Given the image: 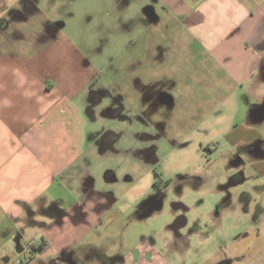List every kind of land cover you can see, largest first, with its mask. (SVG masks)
Returning <instances> with one entry per match:
<instances>
[{"label":"crops","instance_id":"0c3cea01","mask_svg":"<svg viewBox=\"0 0 264 264\" xmlns=\"http://www.w3.org/2000/svg\"><path fill=\"white\" fill-rule=\"evenodd\" d=\"M162 2L164 12L157 15L158 23L164 21L168 33L169 40L164 43L166 54L156 60L155 55L149 59L143 50L138 52L132 62L136 59L141 65L135 75L132 72L131 79L138 78L143 85L155 87L170 75L181 73L179 79H169L175 95L180 99L177 85L186 84L185 90L193 96L184 108L167 91L173 105L179 104L184 111L177 112L181 118L177 134L169 130L176 115L163 125L164 135L169 136L173 146L169 157L180 156V172L189 163L185 156L190 151L202 155L205 145H213L215 151L227 148L226 156H231V160L243 159L250 174L237 181L257 177L259 188L241 193L228 188L217 191L216 210L209 215L218 224L229 214L244 217L248 232L243 238H259L255 253L262 254L264 259V0ZM14 41L13 45L0 43V227L10 224L4 231L0 229L3 237L9 234L7 240L0 239V264H38L39 256L51 249L54 258L65 259L64 264H83L80 260H85L86 253L105 254L102 240L110 234L103 217L114 209L120 210L121 197H131L129 207L138 200L139 193L113 190L114 186L109 184L117 181L114 177L112 181L105 179L100 190L96 189L100 182L90 180L88 154L78 150L85 141L84 132L74 125V99L94 76L93 67L82 63L75 44L62 38L42 45L38 37L19 33ZM12 46L19 47L18 51ZM173 51L186 60H180V71L166 75L159 67ZM136 91L139 118L144 124V109L151 99L145 101L142 92ZM160 112L163 114L164 109ZM159 122L153 117L146 124L152 130ZM162 148L163 145H156L152 154L157 161ZM81 160L83 166L78 169ZM237 163L234 161L233 165ZM107 171L114 175L112 170ZM55 182L67 184L72 191L65 186L67 194L58 191L57 196L50 195L48 189ZM160 206L152 200L141 208L137 206L136 212L148 217ZM172 212L174 217L176 211ZM169 225L165 230L170 235L165 242L175 240ZM188 225V231H182L187 239L192 232ZM235 226L240 227L239 222ZM92 232L96 239L89 237ZM35 239H42L43 248L28 246ZM19 260L22 262L17 263Z\"/></svg>","mask_w":264,"mask_h":264},{"label":"rangeland","instance_id":"374dc122","mask_svg":"<svg viewBox=\"0 0 264 264\" xmlns=\"http://www.w3.org/2000/svg\"><path fill=\"white\" fill-rule=\"evenodd\" d=\"M29 1L34 3L37 10L27 21L13 25L18 29L19 34L35 39L42 32L45 33L50 22L60 21L64 26L57 28L56 36L49 38V42L59 41L62 38L69 40L75 44L76 49H84L85 58L89 59L88 63L90 62L93 67L94 80L74 99L77 107L74 125L76 129L84 132L85 141L83 147L78 150L88 154L89 172L93 178L90 180L97 179L100 183L96 189L100 190L105 186V179L112 181L114 177L117 181L109 184L114 186L113 190L139 193L138 200L129 207L131 197H121L118 202L120 210L114 209L110 215L103 217V221L109 224L108 235L110 234V237L102 240L105 246L104 256H98L95 252L86 253L85 260L80 261L83 264H230L231 262L259 264L260 261L264 262L262 254L255 253L260 239L253 236L243 238L248 232L244 217H234L229 214V218L218 224L214 223L209 215L210 211L216 210L217 191H227L225 188H228L229 191L241 193L259 188V185L256 186V182H259L257 177H253L252 180L237 181L242 177V172L244 175L250 174L249 167L243 168V164L237 163V159L232 157L231 160V156L228 158L227 148L220 147L218 151L204 148L202 155L190 151L184 158L189 163L186 164V169L180 172L178 170V164L182 160L180 156L169 157L173 148L169 136L160 135L155 125L153 131H150L152 133L150 136L147 130L151 127L146 124V117L143 116L144 124L139 118L137 106L139 101L135 100V84L131 79L132 72L135 75L137 65L133 67L132 59L136 58L141 50L150 49L151 53L157 41L165 43L169 40L164 21L148 24L143 15V9L152 2L157 13L162 16L164 12L162 0ZM4 33L0 31V43L8 45L9 42L13 45L16 34L13 31L9 32L10 34ZM173 47L174 45L171 44V49ZM12 48L19 49L14 46ZM15 50L13 52L18 51ZM78 51L82 55L83 51ZM166 58L164 64L159 67L166 71V75L180 71L179 64H182L180 60H186L176 51L169 53ZM180 74L170 75L169 79L177 80ZM169 79H164L159 86H167L175 99L179 100L184 108L188 107L190 96L193 94L185 90L187 85H177L179 91L181 90L179 99L175 95L176 90L170 87ZM175 106V109L167 112V116L169 112L170 115L166 119L176 115L169 123V130L177 134L181 120L177 112L184 111L179 104L176 103ZM154 119L160 123L164 121L161 112L154 116ZM107 144L109 145L107 151L103 150L102 148ZM160 144L164 149L158 152L157 161L152 154L156 151V145ZM100 149L106 152L101 153ZM234 161L237 165H233ZM80 163H77L78 169L83 166V163ZM109 169L114 175L107 171ZM233 180L237 182L234 183ZM60 182H55L49 187L50 195L57 196L58 191L63 195L67 194L68 185L61 186ZM155 182H158L159 189L155 187ZM68 188V191H72L70 187ZM152 196L159 200L161 206L152 215L142 217V213L136 212L137 206L141 208ZM174 203H182L185 206L184 212L189 217L188 226L192 229L191 237L188 239L174 237L175 240L170 239L165 242V237L170 235L165 229L175 218L172 216V210H175ZM122 210H126V215L121 214ZM180 210L177 212H181ZM238 222L240 227H233ZM100 223L102 224V220ZM7 225L4 226L5 228L0 227L3 229L1 231L10 224ZM183 231H186L185 228ZM8 236L9 234L4 237L0 234V239L7 240ZM89 237L95 238V232ZM150 245L154 246L151 248ZM142 250H144L143 255L140 254ZM64 260L63 257L54 258L51 249L39 256L38 264H64ZM69 262L75 261L69 260Z\"/></svg>","mask_w":264,"mask_h":264},{"label":"flooded vegetation","instance_id":"af4514ba","mask_svg":"<svg viewBox=\"0 0 264 264\" xmlns=\"http://www.w3.org/2000/svg\"><path fill=\"white\" fill-rule=\"evenodd\" d=\"M9 1L12 3L9 4L8 3ZM148 9L151 10L153 15L149 14ZM36 10L37 9L34 6V3L30 2L29 0H0V12L2 11V15H0V28H1V30L5 31V32H7V31L12 32L13 31V33L17 35L19 33V31H18V29L14 28L13 25H16V23H19L21 19L28 20V18L30 16L34 15ZM143 15L145 17V21L148 24L158 23L160 20L159 15H157V10H156L155 6L152 5V2L148 3V5L145 7V9H143ZM63 26H64V23H61L60 21L59 22H50L46 27L45 33L42 34L43 33L42 32L41 34H39V37H38V39L40 40L39 43H41L42 45L48 44L50 41L49 38H54L56 36L57 28L63 27ZM78 50L83 51L82 55H81L82 56V63L86 67L91 66L90 62L88 63L89 59L85 58L86 55L84 53V49L79 48ZM143 54H144V56H146L149 59H151V55L152 56L155 55L154 58L156 60H159V59L161 60L162 58H164V56L166 54V47L164 46V43L159 42L158 45L155 48H153L151 53H150V49H147V50H143ZM139 63H140V61H137L136 59H134V61L132 62V65H133V67H136V65H137L136 68L138 69L141 65ZM134 84H135L134 95L137 93L136 90H140L142 92V96H143L145 101H147L148 99H151L150 105L144 109L143 116L146 117V120L149 121L154 116H156L160 112L161 109H164V113L162 114L164 117V123L159 122L158 125H155V126H157V131L160 132V135H163L166 131V129L163 126L166 123V121H165L166 117L165 116L167 115L168 111H172L173 109H175V107H173V106H175V105H173V101H171L169 99L171 96V94H169L167 92L169 89L167 88V86H159L162 83L156 84L155 87L154 86L150 87V85H143L141 83L140 79H138V78H136L134 80ZM99 91L102 92V90H99ZM171 105H173V106H171ZM161 107H163V108H161ZM169 115H170V112H169ZM147 131L150 134V136H152V133H150V131H153V129L152 130L149 129ZM108 147H109V145L107 144L102 149L106 150ZM204 148L209 149L211 151L215 150V147L213 145H205ZM102 149H100V151L104 152ZM236 158L238 160V163L243 164V168L247 167V165L243 163V159L241 157L240 158L236 157ZM243 176H244V174L242 172V177L240 179H242ZM155 187H157V189H159L158 188L159 187L158 182H155ZM152 200L155 201L156 204H160L159 200L156 197L152 196L151 199H148L145 201L144 206L147 205V203L149 201L151 202ZM184 207L185 206L182 203L181 204L180 203L179 204L174 203V209L176 211L174 221L178 217H180L181 215H185V217L183 216L184 218H181V222H183L184 219H186V221H187L186 225L184 227H180V228H175V226L173 225L174 221L169 225V229L174 234L175 238H180V239L185 238V236L182 234V231L188 225V217L186 216V213L184 212V211H186ZM179 209H181L180 210L181 212H177ZM175 235H178V236H175ZM38 247H40V246H38Z\"/></svg>","mask_w":264,"mask_h":264},{"label":"water","instance_id":"95a60500","mask_svg":"<svg viewBox=\"0 0 264 264\" xmlns=\"http://www.w3.org/2000/svg\"><path fill=\"white\" fill-rule=\"evenodd\" d=\"M150 9H151V8H150ZM148 12H149L150 15H153V13L151 12V10L148 9ZM169 99L172 101V97H171V96H170ZM183 216L185 217V215H181L180 217H178V218L174 221L173 225L175 226V228L184 227V226L186 225V223H187L186 219H184V221L181 222V218H184ZM173 225H172V226H173Z\"/></svg>","mask_w":264,"mask_h":264},{"label":"built area","instance_id":"2783aa9c","mask_svg":"<svg viewBox=\"0 0 264 264\" xmlns=\"http://www.w3.org/2000/svg\"><path fill=\"white\" fill-rule=\"evenodd\" d=\"M43 244V241H42V239H35V241H32V242H29L28 243V246H41ZM22 262V260H19L17 263H21Z\"/></svg>","mask_w":264,"mask_h":264},{"label":"trees","instance_id":"16d2710c","mask_svg":"<svg viewBox=\"0 0 264 264\" xmlns=\"http://www.w3.org/2000/svg\"><path fill=\"white\" fill-rule=\"evenodd\" d=\"M42 246H43V244L40 247L43 248Z\"/></svg>","mask_w":264,"mask_h":264}]
</instances>
